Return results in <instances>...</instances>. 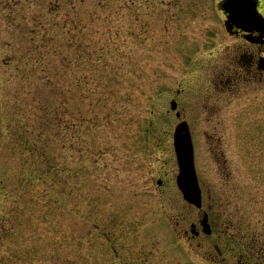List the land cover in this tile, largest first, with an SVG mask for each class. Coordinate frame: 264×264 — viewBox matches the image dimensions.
I'll list each match as a JSON object with an SVG mask.
<instances>
[{
	"label": "rangeland",
	"instance_id": "374dc122",
	"mask_svg": "<svg viewBox=\"0 0 264 264\" xmlns=\"http://www.w3.org/2000/svg\"><path fill=\"white\" fill-rule=\"evenodd\" d=\"M217 1L0 0V264H118L92 223L104 226L118 247L124 224L106 217L158 210L164 200L157 191L171 196L173 225L185 226L189 210L175 187L178 121L169 113L170 100L182 90L183 112L192 86L215 83L205 75L206 66L216 61L218 46L232 41ZM99 48L107 49V73L95 93L94 68L102 64L79 61L77 55ZM42 50H50L48 68L57 88L45 93L35 79L15 72L18 58ZM16 97L25 109L44 101L59 109L52 174L40 173L44 164L37 155L39 167L29 166L20 139L28 131L31 138L41 132L40 113L30 116L29 129L14 128ZM185 117L194 129L204 211L209 205L225 208L234 222L226 235H257L264 246V109L241 99L236 110L227 108L211 123L199 112ZM78 118L84 121L80 134ZM212 132L221 140H208ZM141 232L144 239L149 228ZM151 233L162 236L159 227ZM172 244L171 254L162 255L163 245L156 243L148 262L214 264L205 257L206 247H187L174 236ZM238 249L245 254L246 247ZM12 250L18 256L11 261Z\"/></svg>",
	"mask_w": 264,
	"mask_h": 264
},
{
	"label": "flooded vegetation",
	"instance_id": "af4514ba",
	"mask_svg": "<svg viewBox=\"0 0 264 264\" xmlns=\"http://www.w3.org/2000/svg\"><path fill=\"white\" fill-rule=\"evenodd\" d=\"M223 1L220 0L218 5L223 16L225 33L232 41L225 47L218 46L222 50L220 54H217L216 61L206 66L205 75L214 77L215 83L208 84L206 87L198 86L199 89L188 91L186 114L192 115L194 112H199L203 116L215 119L222 116L227 108L236 110L237 102L241 99H248L251 107L254 104L256 108L264 109V71L260 69V61L264 58V25L254 27L238 23L225 12ZM254 1L256 13L264 20V0ZM198 94L199 98H196ZM156 193L160 199L164 200L160 203L161 207L158 210L149 207L142 212L135 211L134 214L137 216L125 213L122 219L117 214L106 217L109 223L124 224L120 231L121 234L125 233L124 243L118 247L111 243L110 233L103 232L100 225L93 224V230L101 232L109 245V250L116 256L118 264H150L148 261L156 251V243L163 245L162 255L171 254L174 230L179 242L196 245L199 249L206 247L208 251L205 257L213 263L242 264L238 261L236 233L225 234V231H230L234 227L233 218L228 216L227 212L225 213V208L209 205L207 211L202 212L186 206L189 216L182 219L185 226L178 230L179 222L175 223V227L173 226L171 196H166V191ZM205 216L210 226V235L202 233L200 223ZM229 219L231 222L228 221ZM153 227L161 228L160 238L151 233ZM191 227H194V233H191ZM147 228L149 232L145 233L142 239L141 231ZM131 238H135L136 241L132 247L128 243ZM122 253L125 256H131V259H124ZM246 254V264H264V246H260L257 241L248 240ZM161 264H167V262L163 263L161 260Z\"/></svg>",
	"mask_w": 264,
	"mask_h": 264
},
{
	"label": "trees",
	"instance_id": "16d2710c",
	"mask_svg": "<svg viewBox=\"0 0 264 264\" xmlns=\"http://www.w3.org/2000/svg\"><path fill=\"white\" fill-rule=\"evenodd\" d=\"M107 49L99 48L94 52L90 51L91 53L82 52L77 55V59L79 61L84 60L88 61L90 64H102V66L97 65L94 68V70H96V75H94L92 79L94 80L93 88L95 93L96 89L100 87L102 80L104 81V73H107L106 69H104V61L108 57V54L105 52ZM49 51L50 50L43 52L42 50L41 52L38 51L33 54L23 55L22 58L17 59V64L19 65L15 68V72L19 75L21 74L23 79H35L38 83L37 88L42 89L44 93L46 91L51 92L57 89L53 84L54 76L48 68V54H50ZM64 57H66L65 62L69 63V59L71 58L67 56ZM71 77L75 79L77 76L71 75ZM103 89L105 90L106 86L103 87ZM16 102V114H14L11 123L14 128L17 126H23L24 129L26 127L28 128V125L30 126V116L37 115V113H40V117L38 118V125L41 128V132L36 134L35 137L31 138L30 131H28L24 135H21L25 138L20 139V142H24L25 144L23 147L24 152L27 153L29 160H31L29 166L32 167L35 171L36 168L39 167L38 164H35V157L37 155L38 158L41 160L42 164H44V166H41L40 173H46V169H48V174H52L56 171L57 167V156L51 153V145L56 141L54 140L55 136L52 130L54 128H57L59 125V109L52 101H44L42 103L36 102L30 104V106L28 105L26 109L24 108L25 103L22 98L19 99L16 97ZM83 124V118L76 119L75 129L79 131V134L82 131L79 129L83 128ZM27 161L28 160L25 157V162L27 163ZM40 180L44 182L43 178H40Z\"/></svg>",
	"mask_w": 264,
	"mask_h": 264
},
{
	"label": "water",
	"instance_id": "95a60500",
	"mask_svg": "<svg viewBox=\"0 0 264 264\" xmlns=\"http://www.w3.org/2000/svg\"><path fill=\"white\" fill-rule=\"evenodd\" d=\"M235 0H228L225 4L226 7H231ZM252 4V2H250ZM252 5L246 11L242 5L236 6V12L238 17L243 15V18L257 23L258 18L252 12ZM228 11H230L228 9ZM259 22V21H258ZM174 108V107H173ZM174 146L177 156V162L180 169V174L177 178V184L182 191L184 198L191 204L197 207L201 206V196L198 188L197 177L194 170L193 163V148L191 144V138L188 132L187 125L181 123L177 126L174 136Z\"/></svg>",
	"mask_w": 264,
	"mask_h": 264
}]
</instances>
